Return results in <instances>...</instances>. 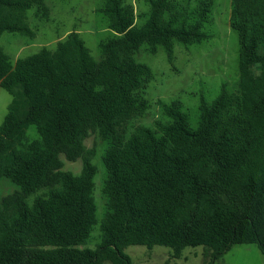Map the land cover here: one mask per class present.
I'll use <instances>...</instances> for the list:
<instances>
[{
	"label": "trees",
	"instance_id": "trees-1",
	"mask_svg": "<svg viewBox=\"0 0 264 264\" xmlns=\"http://www.w3.org/2000/svg\"><path fill=\"white\" fill-rule=\"evenodd\" d=\"M146 2L137 25L126 0H105L99 11L116 34L101 42L100 60L76 31L14 63L0 47V88L12 95L0 126V178L18 186L0 201V264H132L130 245L166 246L177 258L202 247L205 264L235 244H256L264 254V0H231L236 92L224 85L211 103L202 99L196 128L175 101L164 105L167 122L129 131L149 108L142 91L154 77L134 54L144 44L152 53L162 46L172 60L176 41L203 42L213 6ZM33 8L40 18L50 14L45 0H0V34L34 38ZM32 125L39 139L27 138ZM96 132L109 140L108 210L101 242L88 248L81 245L97 223V166L96 148L85 141ZM63 157L82 159L80 174L64 170Z\"/></svg>",
	"mask_w": 264,
	"mask_h": 264
},
{
	"label": "rangeland",
	"instance_id": "rangeland-1",
	"mask_svg": "<svg viewBox=\"0 0 264 264\" xmlns=\"http://www.w3.org/2000/svg\"><path fill=\"white\" fill-rule=\"evenodd\" d=\"M212 12L205 25L208 38L198 44L186 45L174 43L173 59L168 58L164 47L160 46L156 53L149 51L144 44L134 54L137 62L148 65L154 74L153 79L142 91L149 102V108L139 117L131 120L128 125L132 131L138 125L157 128L158 123H165L168 117L164 113V105L178 101L182 110L187 113L189 124L196 128L200 117V104L204 99L211 103L226 86L231 92L238 90L239 71V41L238 33L230 25L231 0H212ZM50 9L47 18H40L35 8L29 11V25L35 32L34 38L19 33L4 32L0 34V47L8 54L14 63L17 58H23L38 52L42 47L54 49L58 41L67 37L71 31L80 33L89 47L92 56L100 60L101 42L113 37L116 33L108 27V20L99 11L105 0H45ZM181 5L194 7L199 0H179ZM135 14L137 25L143 24L149 13L146 0H126ZM253 71L259 74V65L253 66ZM12 95L0 88V126L8 111ZM29 140L39 139L36 126L27 129ZM88 148L95 146L96 153L93 162L97 166L94 177V198L97 205V223L90 237L82 247L96 248L101 242V222L108 210V198L104 194V180L107 172L102 157L109 146V140H103L99 133H91L86 139ZM64 170L75 175L80 174L83 161H69L65 157ZM18 189V186L8 178H0L1 199ZM41 193V192H40ZM38 193V194H40ZM34 195L29 197L32 202ZM125 253L131 258L132 264H205L202 247H186L181 257H172L169 247L156 245L152 249L144 245H130ZM103 264H111L105 261ZM217 264H264V254L256 244H235L224 254Z\"/></svg>",
	"mask_w": 264,
	"mask_h": 264
}]
</instances>
